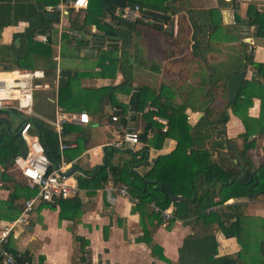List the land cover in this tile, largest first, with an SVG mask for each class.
Masks as SVG:
<instances>
[{
    "label": "crops",
    "instance_id": "crops-1",
    "mask_svg": "<svg viewBox=\"0 0 264 264\" xmlns=\"http://www.w3.org/2000/svg\"><path fill=\"white\" fill-rule=\"evenodd\" d=\"M65 1L68 0H0V74L9 71L4 69V65H10L12 67L11 70L25 72L31 71L33 68H35V71H45V68L56 63V79L54 83L51 80L49 82L45 81V78L37 81L42 87L34 91L32 116L52 128L54 127L51 123L56 118L57 109L68 115L78 116L86 113L90 119L88 124H83L80 121L69 122L64 127L63 136L59 137L58 135L59 147L61 144L68 146L62 153L63 159L72 164L71 169L73 167L80 168L70 178L71 183L75 182L77 184L78 193L67 200L57 201L54 204L38 203L30 215L29 225L19 227L15 235L11 237L10 245L16 253L23 255L32 264H83L80 261L82 256L80 243L75 241V237H82L89 242L88 249L91 250L92 264H179V249L183 246L185 238L193 233L192 227L186 225L182 220H177L172 230H168V223L163 221L164 224L153 230V240L155 244L163 248L164 256L169 260V263L154 257L151 248L141 241L143 237L141 217L149 213L148 207L145 204H140L138 199H135L137 201L135 202L131 196L121 195L120 189L126 186L121 180V172L113 176L109 175L108 170L111 166H116L125 174L129 172L144 179L152 170L155 161L161 156L172 153L177 148L178 139L176 137L170 136L163 142H158L156 135L153 138L146 137L142 139V142L138 145L126 144L122 148L112 147L111 144L120 137V128L125 125V119L123 114H121L120 122L113 123L111 120V107L119 106L123 111H127L128 106L131 105L135 87H138L136 93L139 92L140 88H143L145 101L151 103L153 98L160 95L162 105L167 108L168 112L180 113L181 109L178 107L181 100L185 97V92L184 90H179L174 93L176 88L174 83H178V80L183 76L182 73L177 72L180 71L179 66H182L187 60L189 50L186 48L181 49L177 41L168 37L174 43L170 50L166 49L165 53H168V57L161 53L157 55L155 60H149V62H156L162 66L159 72L146 67V73H144L139 68L137 60L133 57L130 65H119L115 75H112L113 72L107 71L98 64L100 50L97 46L98 57L96 59H86L81 57L80 51L78 54L72 46L68 45V41L65 39L66 35L69 34L73 40L77 38L75 35H79V33L70 30V18L72 16L74 18L81 17L82 20L87 10L76 12L72 9H67L63 11L64 13L56 10ZM172 5L177 15L173 16V24H164V29L168 31L174 29L173 34L169 31L173 37H176L178 32L180 13H188L189 11L196 13L200 11L212 12L214 22L222 27L220 31L222 39L219 37L214 42L219 47V52H213L210 55V58L215 59V61L226 59V55L234 50L237 52L241 50V43L236 41V39L232 40L235 35H239L241 40L243 39L246 42L249 39L255 64L248 67L245 79L255 77L254 68L264 64V37H257L255 27L246 26L242 23L250 19L251 12L260 13L264 10V0H177ZM44 6H47L45 8L46 11L48 7L53 8L51 12L47 11V16L48 14L59 15L58 22L47 20L51 23L50 30L43 33L49 34L48 39L51 42L53 58L28 54L25 58L16 61L14 53L20 54L21 52L13 50L11 47L20 43L17 36L24 33L29 27L27 17L34 13L37 8L41 7L43 9ZM69 10L73 11L72 16ZM237 16L241 21L240 23L236 20ZM105 21L107 22L108 20L106 19ZM142 21L144 25H140L139 28L142 35L143 33L145 35L144 28L150 27L151 22L150 18H145ZM236 27L238 28L235 29ZM86 28L93 34L91 38L96 33H101L97 30L96 25L89 24ZM218 36L215 34L214 38L217 39ZM119 48L120 54L122 49L121 47ZM133 51L132 48H129L131 55ZM145 52L148 57L147 48ZM174 53H177V56ZM65 57L73 60L74 64L73 61L64 62ZM174 57L178 58V62L181 63L177 65H174V62L170 63L172 62L170 59ZM108 65L109 62L106 63V67ZM143 65L145 64L143 63ZM110 67L108 66V68ZM165 69L168 70V73L175 74L176 78H165L163 76ZM75 71L80 77L73 83L74 89H70L71 93L67 97V107H61L59 104V81L61 75L64 73L67 75L66 77H69V73ZM143 75H151L152 79L160 75L159 85L156 86L152 80L151 83L149 82L150 80L144 82L145 80L143 81L142 79ZM127 80H131L134 83V89L130 94L120 89L110 90L109 93L108 90L95 92L105 88L118 87L126 83ZM180 86L181 84L177 85V88ZM84 89L95 91L89 93ZM38 96L47 105L43 111L35 110L36 97ZM112 96L113 104L111 102ZM175 101H178V105H176L177 102L174 103ZM253 102V107L250 108L248 113L251 118L258 119L261 114V100L255 98ZM136 112L137 114L134 116L132 123L129 124L131 128L139 130L142 135L149 128H161L154 121L152 122L156 123V125L149 127L150 123L147 113ZM185 115L188 117L190 126L194 127L202 119L204 113L187 109ZM2 117L12 120L13 124L15 122V119H12L9 115H3ZM164 118L167 119V117ZM3 123L7 125V120H4ZM235 129L236 135L234 136L232 131ZM245 132L246 129L242 121L231 113V121L227 125L226 136L228 139H235L236 145L231 146L230 150L234 153L232 155L228 154L227 158H233L232 162L235 164L242 162L241 151L244 150L245 146V140L242 135ZM251 141H255L254 147L248 151L252 168L247 164L243 165V173H247L246 170L252 171L264 165V135L251 136L249 137V142ZM61 158L62 156L60 157V162L57 163L58 165L61 163ZM212 159L214 161L219 159L217 152H214ZM11 168H15L14 165ZM11 168L8 171L10 176H12ZM104 169L107 170V174L105 172L101 173ZM252 173L247 174L251 175ZM105 174L108 177L107 182L101 178H105ZM14 179V181H24ZM79 180L82 181V184L79 183ZM6 185L4 187V182L0 181V201H8L13 191V182L6 183ZM178 196L182 197L181 195ZM184 199L189 201L187 198ZM181 202L172 201V203ZM234 202H246L248 205L253 202L254 205L250 208L251 211L249 210L248 213V206L246 215L254 220L258 218L264 220V193L255 197L232 199L227 204L230 205ZM177 207V205L172 204L168 211L174 214ZM133 208L136 209V213H132ZM222 209L225 211L224 208ZM8 222L10 221L0 219V228ZM154 223L156 224L157 221ZM259 224L261 223H256L257 227L252 228V231H260L261 227ZM148 226L151 229V226ZM107 228L109 229L108 237L105 238V229ZM244 231H246V226L243 234ZM217 239L220 257L237 254L242 249L235 237H227L223 233L218 232ZM256 254L257 257H254V259H249L248 256L247 259L249 260L246 261V264H264V257L260 252ZM41 259L44 260L40 261Z\"/></svg>",
    "mask_w": 264,
    "mask_h": 264
},
{
    "label": "trees",
    "instance_id": "trees-1",
    "mask_svg": "<svg viewBox=\"0 0 264 264\" xmlns=\"http://www.w3.org/2000/svg\"><path fill=\"white\" fill-rule=\"evenodd\" d=\"M175 1L177 0H90L83 21L81 17L74 18L72 16L73 11L69 10L72 16L70 18V30L79 33L80 37L73 40L68 34L65 39L78 54L82 48L97 44L95 46L100 50L98 64L107 71L113 72L112 75H115L119 65L131 64L133 57L129 48L134 47L135 52L140 51L139 41L142 38V33L139 27L144 25L142 20L145 18L163 23V25L151 23L150 27L157 32L166 34L171 40L177 41L181 49L189 50L187 60L182 66H179L180 71H176L182 73L183 76L178 80V83H174L176 88H173L174 93L179 90L185 92V97L178 107L181 112H168L167 108L162 105L160 95L153 98V102H151L159 108L160 115L167 117L169 121L168 132L166 134L158 132L156 134L157 141L163 142L170 136L176 137L178 139L177 148L172 153L161 156L155 161L152 170L144 179L129 172L125 174L116 166H111L108 173L115 176L121 172V180L128 187L130 196L148 207L149 213L141 217L143 228L141 241L151 248L154 257L169 263V260L164 256L163 248L154 243L153 230L164 222L168 223V230H172L177 220H182L186 225L192 227L193 233L185 238L183 246L179 249V264H246V261L249 260L247 259L248 256L253 259L257 257L254 253L260 252L264 257V241H258L259 250H256L249 241L251 237H255L257 231H252V228L257 227V225L246 215L248 203L234 202L230 205L227 203L232 199L255 197L264 193V165L255 168L257 174L252 181L240 180L244 172L242 170L243 165L247 164L252 168L248 151L254 147L255 141L249 142V137L264 135V64L254 68L255 77L245 79L236 103L230 104L228 101V79L246 71L249 66L255 64L251 44L241 40L239 35H235L232 40L236 39L241 43V50L228 53L226 59L222 61H215V59L210 58V55L213 52H219V47L214 42L220 37L222 27L214 22L211 11L198 13L189 11L188 13H180L177 35L176 37L171 36L168 30L164 29V24H173V16L177 15L172 5ZM136 5L141 8L142 18L136 21L123 19L124 8ZM46 7L37 8L34 13L28 14L29 27L24 33L17 36L20 43L11 47V49L21 52L20 54L14 53L16 61L25 58L28 54L53 58L50 39L43 44L35 40L38 34L50 30L51 23L46 18ZM106 19L109 22H106ZM236 20L238 23L241 22L238 16ZM89 24L96 25L97 30L102 34L96 33L91 38L93 34L86 28ZM242 24L255 27L256 36L264 37V10L260 13L251 12L250 19ZM215 34L219 35L217 39L214 38ZM119 47L122 49L120 54ZM107 62H109L110 68L106 67ZM143 63L157 72L162 69V66L156 62ZM56 67L57 65L54 63V65L45 68V81L51 80L54 83ZM34 69L31 71H35ZM78 75L76 71L70 72L69 77L62 73L59 81V104L61 107H67V97L74 89L73 83L80 77ZM179 84L181 86L177 88ZM115 89L130 94L134 89V83L127 80L123 85L114 88L97 91L84 90L89 93L108 90L109 93L110 90ZM144 94L143 88H140L138 93L133 94L131 106L134 110L145 111L149 102L145 101ZM255 98L261 100V114L258 119L251 118L248 113L253 107ZM111 102L113 104V96ZM187 109L204 113L202 119L194 127L188 123V117L185 115ZM12 113L22 114L17 110L0 111L2 182H4V187L7 186L6 183L10 182H13L14 186L9 200L0 201V219L8 221L16 220L22 213L25 203L38 192L36 188H31L26 181H14L15 179L8 173L14 158L21 154L25 148L19 135L22 125L27 122L32 123V132L35 131L34 133L40 136L51 161L59 163L61 157L59 138L54 128L33 116L23 115V121L13 132L12 120L2 117L3 115L10 116ZM231 113L242 121L246 129L245 134L242 135L245 140L244 150L241 151L242 162L237 164L232 162L233 158H227L228 154L234 153L230 150L231 146L236 145L235 139H228L226 136L227 125L231 121ZM146 115L149 117V127L156 125L152 122L153 113ZM4 120H7V125L3 123ZM158 127L161 126L158 124ZM4 134H9L5 140L3 139ZM144 138H146L145 133L142 135V139ZM214 152L218 153L219 159L216 161L212 159ZM252 171L246 170L247 173H252ZM104 172L107 174V170L101 171V173ZM101 178L105 182L108 181L107 176ZM79 183L82 184V181L79 180ZM170 191L176 196L181 195L189 199V201L172 203ZM22 200L24 201L21 202ZM172 204L178 207L173 218L165 220L161 212L169 209ZM155 207L160 211L156 212ZM132 213H136L135 208H133ZM155 221H157L156 224ZM148 225L151 226V229ZM245 226L246 231L243 234ZM260 227L261 230H264V224H260ZM108 230V228L105 229V238L108 237ZM218 232L227 237H235L242 247L241 251L234 255L220 257ZM75 241L80 243L82 254L80 261L83 264H92L91 250L88 249L89 242L82 237H75ZM12 252L16 253L13 249ZM18 261L21 262V259Z\"/></svg>",
    "mask_w": 264,
    "mask_h": 264
},
{
    "label": "built area",
    "instance_id": "built-area-1",
    "mask_svg": "<svg viewBox=\"0 0 264 264\" xmlns=\"http://www.w3.org/2000/svg\"><path fill=\"white\" fill-rule=\"evenodd\" d=\"M90 0H68L65 3L57 7L56 10H60L62 13L67 9H72L76 12L82 10H87ZM52 7H48L47 11L51 12ZM140 6H127L122 12V18L128 21H136L142 18ZM109 22V21H107ZM154 25H163L160 21L150 20ZM79 37V35H75ZM49 34H38L35 40L41 43H47ZM4 75H15L11 78H1L0 79V95L8 92H13L15 95L3 97L0 96V111L2 110H17L18 112L26 115H33V105H34V91L42 87V85L37 82L45 78L44 71H19V70H9L4 73ZM138 87H135V93ZM56 118L52 121V126L55 132L62 137L64 134V127L69 122L80 121L83 124H88L90 119L88 114L83 113L78 116L68 115L63 113L61 110L57 109ZM145 113H153V121L161 126L160 129L149 128L145 132L147 138H153L156 133L161 132L166 134L169 129L168 119L160 115V110L158 107L154 106L152 103H148L145 107ZM121 114L125 119V125L120 128L119 139L112 143V147L122 148L126 144L138 145L142 142V132L133 129L129 124L132 123L134 116L137 112L133 109L131 105L128 106L127 111H123L119 106L111 107V120L113 123H119L121 120ZM33 125L31 122H27L22 125L19 130V135L24 143V150H26V155H17L14 158L13 165L21 173L22 177L26 180L31 188H36L38 190L37 194L29 199L24 206L22 213L19 217L6 223L0 228V264H31L23 255L13 253L10 247L11 237L15 235L19 227H26L29 225V218L33 212L35 206L42 202L48 204H54L57 201L67 200L72 196H75L79 189L77 184L71 183L70 178H65L62 176L71 169L72 164L66 162L63 159V152L67 149V145H60V154L62 156L61 163L56 168L53 162L47 155L44 144L42 143L40 136L37 133L32 132ZM121 195L130 196L129 189L127 186H123L120 189ZM137 202L135 199H133ZM156 212L160 210L155 207ZM161 215L165 220L173 218V214L167 210L162 211ZM21 259V262L18 261Z\"/></svg>",
    "mask_w": 264,
    "mask_h": 264
},
{
    "label": "rangeland",
    "instance_id": "rangeland-1",
    "mask_svg": "<svg viewBox=\"0 0 264 264\" xmlns=\"http://www.w3.org/2000/svg\"><path fill=\"white\" fill-rule=\"evenodd\" d=\"M144 31H145V35L143 33L142 38L139 41V45H140L141 49H140L139 52L133 51L132 52V57H134L137 60V62H138L137 64H138L139 68L141 70H143L144 73H146L145 72L146 71L145 68L148 67V66L145 64V65H143L144 66L143 67L142 66L143 62L144 61H148L149 62L150 59H154L155 60V58L157 57V55L158 54H161V53H164L165 54V57H168V53H165L166 52V49L170 50L174 46V43L170 39H168V36L166 34H164V33H158L155 30L151 29V27H148V28L145 27L144 28ZM145 47L148 49V57H147L146 52H145L146 51V48ZM136 48H138V47H136ZM132 49L134 50V47H132ZM174 54L177 56V53H174ZM158 58H160V57H158ZM170 60L172 61L170 63H173L174 62V65H177L178 63L179 64L181 63V62H178V58H175V57L173 59H170ZM69 61H73V60H70V59H68V57H65L64 62H69ZM73 64H74V61H73ZM133 66H135V65H133ZM150 73H152V72H150ZM145 75L142 76L143 81L145 80L144 82L150 80L149 81L150 83L153 81V83L156 86L159 85V83H160L159 78L161 77L160 75H158V77L157 78H154V79L151 78V75L150 76H145ZM163 76L165 78H168V79L176 78V75L175 74H171L170 72L168 73V70L167 69L164 70ZM174 103H176V105H178V101H175ZM46 107H47V105L44 104V101L43 100L41 101V99H39V96L36 97V107H35V110L36 111H43V110H45ZM10 116L12 117V119H15V122H14L13 127H12V131L14 132L16 130V128L18 127V125L23 121L24 116L22 114H14V113H12ZM232 129H234V128H232ZM232 132H233L232 134L235 136L236 135V129L233 130ZM8 136H9V134H4L3 139L4 140L7 139ZM11 175L14 178H16V179H19L20 181H23V180L26 181L22 177L21 173L18 170H16L15 168H13V169L11 168ZM253 205H254L253 202L248 205L249 206L248 213H249L250 208ZM249 218H251V217H249ZM252 222L253 223H261V224H264L263 223V220H261L260 218L255 219V220L252 219ZM262 240H264V230L257 231L255 233V237H251L249 239L250 243L252 245H254V247L256 248V250H259L258 241H262ZM255 255L257 256L256 253H255ZM248 258L249 259H252L250 257H248ZM251 263H253V262H251Z\"/></svg>",
    "mask_w": 264,
    "mask_h": 264
},
{
    "label": "water",
    "instance_id": "water-1",
    "mask_svg": "<svg viewBox=\"0 0 264 264\" xmlns=\"http://www.w3.org/2000/svg\"><path fill=\"white\" fill-rule=\"evenodd\" d=\"M47 20L50 22H58L59 21V15L58 14H48ZM170 33L173 34L174 29H172L170 31ZM247 42L249 43L250 40L248 39ZM80 53H81V57L86 58V59H88V58L89 59H96L98 57V49L96 48V46L88 47V48H82L80 50ZM4 69L11 70L12 67L10 65H4ZM246 75H247L246 71H242L241 73L233 75L228 79V101L230 104L233 105L236 103V101L240 95V92H241L243 83L245 81ZM21 154L23 156H25L26 150H24ZM53 164L55 165L56 168L58 167L57 163L53 162ZM243 169L244 168L242 167V170ZM79 170H80L79 167H73L67 173H63L62 176L67 178V179L72 178L73 174ZM2 175H3V172H2V170H0V181L2 180ZM255 175H256V169L253 171V173L251 175L247 174V173H243L240 177V180L251 181ZM170 196H171V199L173 202L186 201V199H184L180 196H176L172 191H170Z\"/></svg>",
    "mask_w": 264,
    "mask_h": 264
},
{
    "label": "bare ground",
    "instance_id": "bare-ground-1",
    "mask_svg": "<svg viewBox=\"0 0 264 264\" xmlns=\"http://www.w3.org/2000/svg\"><path fill=\"white\" fill-rule=\"evenodd\" d=\"M15 75H4V74H0V79L1 78H11V77H14ZM11 95H15V93H13V92H8V93H5V94H3V95H0V96H3V97H7V96H11Z\"/></svg>",
    "mask_w": 264,
    "mask_h": 264
}]
</instances>
